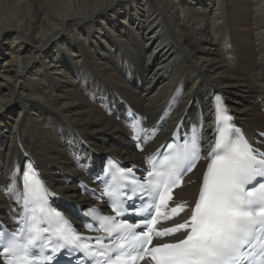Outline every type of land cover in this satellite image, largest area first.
I'll return each instance as SVG.
<instances>
[{
	"label": "bare ground",
	"instance_id": "6f19581e",
	"mask_svg": "<svg viewBox=\"0 0 264 264\" xmlns=\"http://www.w3.org/2000/svg\"><path fill=\"white\" fill-rule=\"evenodd\" d=\"M0 64L3 222L25 158L54 192L92 204L73 181L91 183L84 163L142 159L126 115L144 120L154 147L180 124L205 138L215 92L250 137L264 129V0H0Z\"/></svg>",
	"mask_w": 264,
	"mask_h": 264
},
{
	"label": "snow or ice",
	"instance_id": "6c2138e0",
	"mask_svg": "<svg viewBox=\"0 0 264 264\" xmlns=\"http://www.w3.org/2000/svg\"><path fill=\"white\" fill-rule=\"evenodd\" d=\"M212 115L217 135L206 157L209 163L198 198L183 223L156 227L162 219H171L189 207L187 202H182L169 209L168 202L183 173L191 171L195 167L193 161L201 156L198 151L201 143L195 129L192 138L184 141V148L171 157L172 163L168 164L166 158V169L153 167L147 173L148 179L140 182L139 189L122 182L129 179L122 174L112 177L111 184L106 177L102 195L109 196L112 212L116 216L131 212L143 218L135 222L117 221L97 212L91 217V226L100 224V229L113 238L107 245L102 238H96V245L103 249L100 252L92 249L69 221L50 207L49 197L54 194L36 169H25L17 178L23 186L21 220L27 222L31 214V223L27 229L21 228L27 233L23 239L17 238L19 233L8 238L0 232V248L10 256L5 264H36V257L44 248H50V253L42 256L45 264L53 260L61 248L69 252L82 250L97 258L99 264H138L142 260L150 264H244L250 258L243 251L245 246L255 248L256 243L259 256L264 257V152L254 148L243 134H237L222 102L215 106ZM132 180L134 182V178ZM248 185L250 187H246ZM136 199H140L141 204L128 209L126 201ZM162 209L169 210L162 212ZM182 231L185 235L175 242L153 245L154 239ZM258 264H264V258L259 259Z\"/></svg>",
	"mask_w": 264,
	"mask_h": 264
},
{
	"label": "rangeland",
	"instance_id": "374dc122",
	"mask_svg": "<svg viewBox=\"0 0 264 264\" xmlns=\"http://www.w3.org/2000/svg\"><path fill=\"white\" fill-rule=\"evenodd\" d=\"M1 65V64H0Z\"/></svg>",
	"mask_w": 264,
	"mask_h": 264
}]
</instances>
